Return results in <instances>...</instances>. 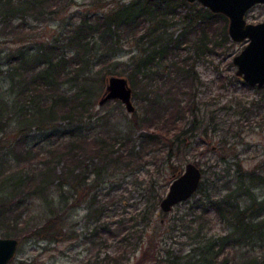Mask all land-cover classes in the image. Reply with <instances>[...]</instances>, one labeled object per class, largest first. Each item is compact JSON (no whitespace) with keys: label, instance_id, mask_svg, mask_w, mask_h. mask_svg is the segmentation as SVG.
I'll return each mask as SVG.
<instances>
[{"label":"trees","instance_id":"obj_1","mask_svg":"<svg viewBox=\"0 0 264 264\" xmlns=\"http://www.w3.org/2000/svg\"><path fill=\"white\" fill-rule=\"evenodd\" d=\"M61 2L64 4L66 0H0V35L22 39L29 16L43 14L46 9L53 12ZM188 2H120L105 17L98 16V21L84 18L69 31L67 44L76 50L77 58L67 57L60 50L59 41H53L36 48L22 46L9 53L5 70L1 69L0 61V78L4 75L9 80L10 90L17 94L12 103L0 101V131H5L12 115L21 124L15 137L7 140L0 137V216L12 211L14 206L19 207L21 202L44 200L53 215L32 233L53 241L65 236L63 223L67 218L60 214L63 208L75 209L89 197L88 207H92L94 217L89 219L96 223L95 231L111 233V206L117 205L121 198L117 188L111 189V176L116 175V169L125 166L130 171L136 165L144 167L154 163L159 172L175 156L183 135L201 123L195 107L198 73L188 57L172 49H178V44L184 40L182 33L188 32L187 29L198 31L194 47L199 53L220 44L218 34L222 35V41L229 40V20L225 15L208 8L203 12L199 8L193 10L196 5ZM188 6L190 11L180 14L178 9ZM19 19L21 22L16 23ZM176 23L185 24L177 35L174 30L168 31ZM212 25L214 28L210 29ZM209 30H213L211 36ZM95 33L102 41H110L111 51L119 49L123 39L137 40L140 54L133 60L131 73L123 76L133 88L144 89L146 93L144 100L148 110L133 125L146 129L139 134V149L131 131L92 134L79 129L83 124L92 123L94 118H101L94 112L98 80L84 70L90 58L87 56L88 39ZM144 38L147 46L141 47ZM69 63L77 65L78 71L71 74ZM66 81L74 84L67 86ZM256 89L264 91V87ZM25 94L30 98L26 105L20 104V97ZM256 103L258 108H264V97ZM189 117H193L190 127L187 126ZM102 118L109 120L111 116ZM57 119H68L72 123L63 142H53L42 152L28 145L26 136L32 125L41 127ZM202 171L204 175L205 170ZM257 173L238 167L236 182H230L226 192L220 194L212 193L202 180L196 192L198 197L189 206L191 215L202 218L213 210L225 224V231L194 248L195 253L199 250L195 264H264V251L256 250L257 246H264V197L253 193L254 188L264 184V176ZM174 174L180 173L175 170ZM66 182H69L67 189L64 188ZM147 185L150 193L154 178L148 180ZM159 201V195L153 199L156 206ZM21 219L12 218V221L23 222ZM30 221V218L25 219L26 224ZM120 255L119 251L112 257L107 254L106 258L120 261Z\"/></svg>","mask_w":264,"mask_h":264},{"label":"rangeland","instance_id":"obj_2","mask_svg":"<svg viewBox=\"0 0 264 264\" xmlns=\"http://www.w3.org/2000/svg\"><path fill=\"white\" fill-rule=\"evenodd\" d=\"M127 1L130 0H66L53 12L46 9L43 14L29 16L22 39L0 35L1 69L5 70L8 66V54L16 52L19 47L36 48L53 41H59L60 50L67 57L77 58L76 50L67 44L69 31L84 18L98 21V16L105 17L120 2ZM188 3L196 5L193 10L199 8L203 12L207 9L200 2ZM189 7L178 10L183 15L190 11ZM246 18L254 23L263 21L264 4L252 7ZM177 21L180 22L178 19ZM20 22V19L16 21ZM184 25L176 23L168 31L174 30L177 35ZM209 28H214V25ZM187 30L188 32L182 33L181 38L184 40L178 44V49L172 51H178L194 63L199 76L195 107L201 123L198 122L191 131L183 135L185 139L175 149V156L159 172L154 163L144 167L136 165L130 171L125 166L116 169V175L111 176V189L117 188L116 192L121 194V198L117 205L111 206V233L102 231L101 234L95 231L96 223L89 219L94 218L92 207H88L89 197L87 201L83 199L75 209L63 208L60 214L67 218L63 223L65 236L53 241L32 233L36 226H41L53 215L51 207L44 200L21 202L12 211L6 214L4 211V215L0 216V236L16 237L20 241L11 264H195L199 250L195 253L194 248L213 235L218 236L225 231V224L213 210L205 213L202 218H193L189 206L198 197L197 193L189 200L175 205L169 212L161 209L160 201L169 190L174 171L183 172L188 162H195L205 170L204 183L212 193L217 194L226 192L230 182H236L238 167L247 172L256 170L259 176H264V108H258L256 103L261 96L264 97V91H258L256 87L244 83L236 74L237 67L233 64V57L243 49L246 40L234 41L229 35V40L222 41V35L218 34L220 44L211 45V48L199 53L194 47L198 31ZM212 34L213 30H209V36ZM88 40L87 56L90 58L84 70L86 74L97 78L99 86L94 112L101 118L109 114L111 119L94 118L92 123L83 124L79 129L92 134L131 131L136 149H139V134L146 129H138L133 125L148 110L144 89L133 88L136 106L133 113L128 112L120 100L99 104L106 86V75L123 76L131 73L133 60L140 54L136 46L137 40L123 39L116 51H111L110 41L103 42L98 33L91 35ZM146 43L144 38L140 46L146 47ZM68 65L71 74L78 71L77 65ZM73 84L74 82L66 81L67 86ZM29 98L27 94L20 97V104L26 105ZM3 99L9 103L17 99V94L10 90L9 80L4 75L0 78V101ZM147 103L149 104L148 101ZM11 117L5 131H0V137L4 140L15 137L16 131L21 127L18 118L13 115ZM192 118L187 120L188 127ZM71 125L68 119H57L41 127L32 125L26 136L28 145H33L40 152L45 151L51 143L63 142ZM151 178H154V186L149 193L147 183ZM68 183L66 182L65 189L69 186ZM253 193L263 198L264 184L254 188ZM158 195L160 201L156 206L153 199ZM12 218H22L23 222L14 223ZM27 218L31 221L26 224ZM256 250L260 253V250L264 251V246H257ZM119 251L120 261L106 258L107 254L112 257Z\"/></svg>","mask_w":264,"mask_h":264},{"label":"water","instance_id":"obj_3","mask_svg":"<svg viewBox=\"0 0 264 264\" xmlns=\"http://www.w3.org/2000/svg\"><path fill=\"white\" fill-rule=\"evenodd\" d=\"M200 2L214 13L228 17V32L234 41H247L243 49L233 57L237 67L236 74L248 85L264 87V20L247 21V12L264 0H187ZM110 100H120L128 112L133 113L136 106L133 101V87L126 76L109 74L106 86L99 99L103 105ZM203 180V171L195 162H188L183 172L175 175L167 194L161 199L160 207L164 212L171 211L178 203L189 200L197 192ZM19 239L0 236V264H11L15 257Z\"/></svg>","mask_w":264,"mask_h":264}]
</instances>
